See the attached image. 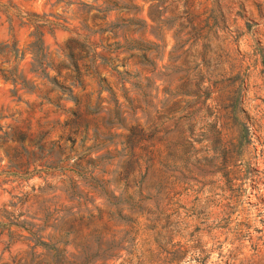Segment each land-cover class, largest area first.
<instances>
[{
  "label": "rangeland",
  "instance_id": "374dc122",
  "mask_svg": "<svg viewBox=\"0 0 264 264\" xmlns=\"http://www.w3.org/2000/svg\"><path fill=\"white\" fill-rule=\"evenodd\" d=\"M113 1L0 0V264H264V0Z\"/></svg>",
  "mask_w": 264,
  "mask_h": 264
},
{
  "label": "trees",
  "instance_id": "16d2710c",
  "mask_svg": "<svg viewBox=\"0 0 264 264\" xmlns=\"http://www.w3.org/2000/svg\"><path fill=\"white\" fill-rule=\"evenodd\" d=\"M115 2V0L113 1ZM37 15V14H36ZM38 19L33 21V23H30L33 26V30L31 31V37L30 41L27 44V49L31 53V60L29 61V71L32 72L33 74L39 76L41 71H45V64L43 62V56L45 55V40L43 38L45 30L47 32L53 33L54 29L58 27L60 22L57 20V17L54 16L55 18H49V17H44L41 15H37ZM27 18V17H26ZM9 30H12V23L9 20ZM12 34V33H11ZM13 35V34H12ZM74 39V38H71ZM72 41V40H71ZM16 40H12V42H3V46L5 51L7 53L15 55L18 52V48L16 45ZM68 48L70 49L69 53L65 54V56L72 61V64L74 66V71L79 72L78 66H77V61L79 59H82L85 57L84 55H80L75 57L74 53L72 52V47L68 45ZM95 54H97L96 51H94ZM99 54V53H98ZM0 75L4 79H10L14 85L19 84V87L21 88H26L28 90H32V88L35 87V84L30 85L29 84V79L26 78L24 75L23 71L18 70L17 66L14 64L11 67L8 68H0ZM46 80L49 83H56L58 82V79L56 75L49 76L48 73L46 72L45 74ZM66 78V77H65ZM64 80V79H63ZM62 85V83L60 84ZM45 86L47 87L46 90L44 91V94H47L48 91L52 90V85ZM71 87V86H70ZM17 89V88H15ZM70 89V88H69ZM42 89H40L41 91ZM38 94V93H37ZM40 95V94H38ZM45 96V95H43ZM71 98L76 102V98L73 95H70ZM66 117L64 120V123L68 125L67 127V132H68V138L71 135H77L78 133L81 132L79 122L81 120V111H79L78 106L76 108H66L64 109ZM83 132V131H82ZM142 142V132L141 129H132L130 130V133L126 137V144L128 147V153L130 154V157H134L136 155V149L137 147L141 144ZM42 241H37L35 244H38ZM35 244L33 247H35ZM174 250H173V260L174 264H186L185 261H191L194 260L197 262V264H206L207 261V249L205 250L203 247L198 246L195 244H190L187 241L181 242V241H176L174 242ZM195 246L196 249L193 251H190V248ZM51 248L56 250L55 245H51ZM192 250V249H191ZM14 261V257L11 259V262ZM1 264H8V261L3 260Z\"/></svg>",
  "mask_w": 264,
  "mask_h": 264
}]
</instances>
